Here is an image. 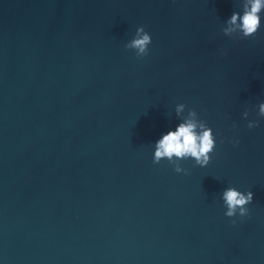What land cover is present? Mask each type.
I'll use <instances>...</instances> for the list:
<instances>
[{
	"label": "water",
	"instance_id": "95a60500",
	"mask_svg": "<svg viewBox=\"0 0 264 264\" xmlns=\"http://www.w3.org/2000/svg\"><path fill=\"white\" fill-rule=\"evenodd\" d=\"M233 10L0 0L2 264H264V16L230 38L220 29ZM139 25L151 36L142 58L123 48ZM176 103L213 130L205 167L152 162ZM226 186L253 193L247 216L223 215Z\"/></svg>",
	"mask_w": 264,
	"mask_h": 264
},
{
	"label": "clouds",
	"instance_id": "9594fccd",
	"mask_svg": "<svg viewBox=\"0 0 264 264\" xmlns=\"http://www.w3.org/2000/svg\"><path fill=\"white\" fill-rule=\"evenodd\" d=\"M236 8L238 10H233L223 20L220 31L226 37L247 38L260 28L261 18L264 16V0H236ZM150 43L149 32L139 25L135 27L131 38L124 42L123 48L133 50L137 58H142L147 55ZM225 54L224 51L220 52L221 56ZM255 109L258 117H264V100L255 105ZM172 114L175 116V124L152 142V162L155 164L162 159L166 160L176 173L187 171L180 164V161L185 159H190L194 166L205 167L216 144L212 128L205 120L198 118L194 108H186L184 103H176ZM248 116L247 109L241 112L245 126L249 129L256 127L258 120L248 119ZM230 142L235 145L238 140L233 138ZM252 198L253 193L250 190L241 191L232 186L224 187L219 194L224 209L223 215L229 218L247 216L246 205L252 202Z\"/></svg>",
	"mask_w": 264,
	"mask_h": 264
}]
</instances>
